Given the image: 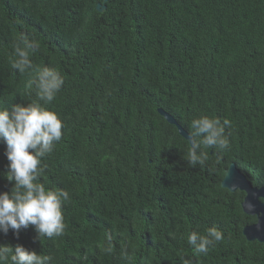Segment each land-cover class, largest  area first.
<instances>
[{
	"label": "trees",
	"instance_id": "16d2710c",
	"mask_svg": "<svg viewBox=\"0 0 264 264\" xmlns=\"http://www.w3.org/2000/svg\"><path fill=\"white\" fill-rule=\"evenodd\" d=\"M21 35L39 42L34 66L64 77L48 106L63 135L39 182L70 200L62 236L29 226L0 245L49 264H264V242L243 232L257 221L245 190L221 183L235 163L264 185V0H0V107L35 98V72L10 65ZM160 109L188 132L200 115L228 119L229 149L190 167L188 139ZM7 166L0 142V193ZM212 226L224 239L195 254L187 235Z\"/></svg>",
	"mask_w": 264,
	"mask_h": 264
},
{
	"label": "clouds",
	"instance_id": "9594fccd",
	"mask_svg": "<svg viewBox=\"0 0 264 264\" xmlns=\"http://www.w3.org/2000/svg\"><path fill=\"white\" fill-rule=\"evenodd\" d=\"M38 48V41L24 35L12 45L11 67L21 74L35 72L32 82L35 98L27 99V104L0 107V142L6 145L8 160L6 178L14 182L10 191L0 193V233L12 230L18 237L22 228L32 226L42 241L45 237L52 239L64 234L63 205L70 200V193L65 189L46 188L39 182L46 167L42 161L53 152L63 135L62 118L48 106L64 86V77L55 68L34 66L31 57ZM230 127L228 119L221 121L208 115L192 118L184 161L190 167H203L209 159L207 149L216 150L218 155L228 150L230 141L226 128ZM227 187L233 191L237 188ZM254 207L248 202L249 210ZM186 239L195 254L207 255L211 247L224 239V234L212 226L204 234L192 231ZM51 260L50 255H41L22 244L0 245V264H49ZM181 264H192L191 258L181 256Z\"/></svg>",
	"mask_w": 264,
	"mask_h": 264
},
{
	"label": "water",
	"instance_id": "95a60500",
	"mask_svg": "<svg viewBox=\"0 0 264 264\" xmlns=\"http://www.w3.org/2000/svg\"><path fill=\"white\" fill-rule=\"evenodd\" d=\"M97 7L103 9L105 8V5L99 3ZM160 111L170 122L176 123L180 133L187 138L188 131L181 126L170 113L164 111L163 109H160ZM225 172V176L221 182L222 185L224 187L236 186V189L240 188L245 190L246 193L242 202V207L248 214L255 215L257 217L256 222L244 226V234L249 240L257 239L264 242V185H253V183L242 173L235 163H231L230 167L227 168ZM229 189L232 190L231 188ZM248 202L255 205L252 210L247 208Z\"/></svg>",
	"mask_w": 264,
	"mask_h": 264
}]
</instances>
